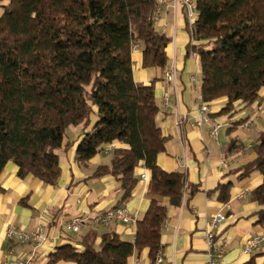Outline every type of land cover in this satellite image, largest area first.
Wrapping results in <instances>:
<instances>
[{"label": "trees", "instance_id": "16d2710c", "mask_svg": "<svg viewBox=\"0 0 264 264\" xmlns=\"http://www.w3.org/2000/svg\"><path fill=\"white\" fill-rule=\"evenodd\" d=\"M155 0H0V174L8 162L21 179L32 176L55 185L60 176L57 151L66 129L81 126L75 150L84 163L107 146V165L94 177L112 176L121 207L138 183L140 163L149 172V205L136 221L132 242L114 232L90 229L74 244L57 246L47 264H128L143 250L154 264L168 205L178 207L187 188L183 173L157 164L165 138L156 123V78L133 80L131 52L142 51V67L163 73L169 39L156 30ZM197 16L187 53L198 58L200 95L206 103L225 99L217 115L232 117L251 107L264 87V0H195ZM237 149L235 142L230 150ZM255 158L239 167L262 182L250 197L261 206L264 225V130L252 145ZM229 184L219 186L228 200ZM114 208V209H115ZM100 239L99 244L96 243ZM244 264H255L250 258Z\"/></svg>", "mask_w": 264, "mask_h": 264}, {"label": "crops", "instance_id": "0c3cea01", "mask_svg": "<svg viewBox=\"0 0 264 264\" xmlns=\"http://www.w3.org/2000/svg\"><path fill=\"white\" fill-rule=\"evenodd\" d=\"M155 27L169 39L165 49L166 69L175 67L176 82L168 84L158 68L142 67L139 44L131 52L133 80L148 84L152 79H158L154 84V97L159 109L156 123L165 138L164 151L157 156L158 166L166 172L183 173L186 185L196 187L191 196L187 188L178 207L168 205L166 199L161 200L167 206V217L160 234L161 264H205V232L217 214H223L224 220L218 223L214 232L218 240L225 239L227 243L221 263L244 264L253 258L255 264H264V245L252 254L242 251L248 237L264 233V225L258 224L256 216L261 206L250 197L251 191L262 182V176L252 172L240 179L237 171L255 158L252 145L264 130V107L258 112L256 104L264 96V87L259 90L257 101L251 107L239 108L232 117L217 115L225 99L209 103L211 121L221 124L216 137H213L210 122L200 126L196 123L199 65L198 58L187 53L191 39L184 10L166 3L160 8ZM164 92H167L166 105ZM247 121L251 124L246 130L243 125ZM82 133L81 126L66 129L62 146L57 151L60 176L53 186L32 176L21 179L17 176L15 164L8 162L5 165L0 174V264L25 259L32 250L31 244L6 237V229L10 225L26 233L40 225L45 227L47 239L37 250L32 264H47L49 255L57 246L74 244V239L90 229L95 230L98 236L114 232L124 241H133L136 224L84 225L78 233L64 229L66 222L73 218L92 217L113 210L121 198L118 183L112 176H93L98 166L109 163L111 153L106 151L108 147L84 163L76 160L75 150ZM232 141L237 149L230 150ZM134 174L138 183L123 206L138 221L150 202L147 194L149 172L140 163ZM142 174L147 176V181L141 180ZM224 184H229L226 202L220 199L219 186ZM99 242L98 238L96 243ZM148 262L146 250L128 260V264ZM56 264L74 263L61 261Z\"/></svg>", "mask_w": 264, "mask_h": 264}, {"label": "built area", "instance_id": "2783aa9c", "mask_svg": "<svg viewBox=\"0 0 264 264\" xmlns=\"http://www.w3.org/2000/svg\"><path fill=\"white\" fill-rule=\"evenodd\" d=\"M166 3H169L173 8H181L184 10V16L186 20L187 29L190 30L191 26L196 19L197 11L195 0H155L154 2V21L157 20L160 13V8ZM164 79L168 84H175L176 82V70L174 66H171L164 70ZM195 81V77L193 78ZM164 105L167 103V92L163 94ZM264 107V96L259 98L256 104V111H260ZM209 104L202 100L201 95L197 97V126L202 125L203 123L210 122L212 124L211 135L216 137L218 129L221 127V124L215 121H211L210 116L208 115ZM251 122L247 121L244 125V129H248ZM106 151H111L112 147L107 146ZM141 180L147 181V176L142 174L140 176ZM224 220L223 214H217L209 223V228L205 232V245H206V262L205 264H222L221 260L226 251V240H218L214 229L218 223ZM112 222H119L123 224H136V219L132 217L125 206L117 207L113 210H110L105 213H100L92 217H77L69 220L64 225V229L70 233H78L80 228L84 225L99 226L106 225ZM6 237L14 238L18 242L31 244L32 250L29 253L28 257L25 259L17 260L11 262V264H32L34 258L36 257L37 250L43 245L46 241V229L44 226H38L32 232H24L22 230L16 229L13 225H10L6 229ZM261 245H264V233L256 234L248 237L243 243V253L252 254L257 250ZM162 262V251L159 250L154 259V264H161Z\"/></svg>", "mask_w": 264, "mask_h": 264}, {"label": "rangeland", "instance_id": "374dc122", "mask_svg": "<svg viewBox=\"0 0 264 264\" xmlns=\"http://www.w3.org/2000/svg\"><path fill=\"white\" fill-rule=\"evenodd\" d=\"M73 127H69L68 130H71Z\"/></svg>", "mask_w": 264, "mask_h": 264}]
</instances>
